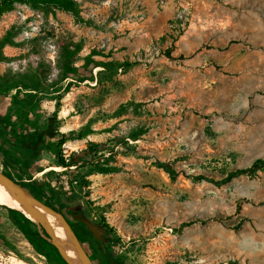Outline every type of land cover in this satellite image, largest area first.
I'll return each instance as SVG.
<instances>
[{"label": "rangeland", "instance_id": "rangeland-1", "mask_svg": "<svg viewBox=\"0 0 264 264\" xmlns=\"http://www.w3.org/2000/svg\"><path fill=\"white\" fill-rule=\"evenodd\" d=\"M78 1L91 22L23 3L0 16V43L16 32L1 48L2 123L16 142L53 130L33 158L0 141V169L63 211L94 264H264V0ZM70 39L76 65L98 61L92 72L38 91L12 82L41 61L56 80ZM68 132L84 136L61 144ZM255 160L251 175L208 180ZM10 208L0 204V264H70ZM193 219L206 222L181 227Z\"/></svg>", "mask_w": 264, "mask_h": 264}, {"label": "trees", "instance_id": "trees-1", "mask_svg": "<svg viewBox=\"0 0 264 264\" xmlns=\"http://www.w3.org/2000/svg\"><path fill=\"white\" fill-rule=\"evenodd\" d=\"M16 3H23L28 6H30L32 9L41 11L45 16H48L50 13L56 14L57 10H62L71 13L77 20L83 21L86 23L91 22L90 19H85L82 16V7L81 3L78 0H0V16L4 14L5 12L11 11L15 8ZM16 32L13 31V29H10L2 38L0 43V59H2L3 55L1 53V48L3 45L13 42V37ZM82 47V44L76 41L70 40H64L59 45V54L57 59V67L59 69L58 78L56 80H49V75L51 73L50 66L47 62L41 61L38 66L33 67L29 66V68L24 72H12L13 74V83H16L18 86H24L26 90H34L38 91L43 88L52 87L56 85L57 83L65 80L68 77L76 76L81 68L85 69L88 72H92V68L97 66V62L92 55H87L83 57L84 63H82L80 66L76 65L77 61L82 58L80 57L79 51ZM168 56L170 55V52L167 53ZM52 122H49V127L45 130H37L35 132H29L17 139L18 142L12 140L7 132V129L3 123L2 118H0V141H5L9 145H16L19 149L25 150L29 155L30 158L34 157L35 152L41 145L42 141L47 135H52L53 130L51 129ZM62 137L60 139V143L63 144L67 141L79 139L82 138L84 135L79 134L78 136H73L71 132L68 133H62ZM62 164L65 166L70 165L67 161L62 159ZM260 160H255L252 164L246 167H240L235 170L230 171L226 177L217 180L213 177L208 178L209 181H212L216 184H221L224 182H227L231 178L239 175H251L256 170L261 169L263 165H261ZM162 167H165L167 172L171 174V166L168 163H161ZM22 185L26 186V184L21 183ZM33 195L42 200L41 195L37 191H33ZM49 206L56 209L57 211L61 212L64 216L65 214L63 211L54 205L53 203L46 202ZM11 211L20 212L17 209L10 208ZM22 213V212H21ZM22 217L25 220H29L24 214L22 213ZM66 218V217H65ZM67 220V219H66ZM200 221L202 223L206 222L204 219H193L189 221H185L181 223V227H186L194 224L195 222ZM68 222V220H67ZM69 223V222H68ZM70 225V223H69ZM72 226V225H71ZM103 228H105V231L110 229V226L105 223L103 224ZM89 231V230H88ZM91 233V232H90ZM77 234V233H76ZM78 235V234H77ZM79 236V235H78ZM80 241L81 238L79 237ZM82 242V241H81ZM107 248L104 250L105 254L107 253ZM109 256V255H108ZM110 257V256H109ZM114 264V263H113ZM116 264V261H115ZM220 264H255L250 262L241 263L237 260H230L225 261Z\"/></svg>", "mask_w": 264, "mask_h": 264}, {"label": "bare ground", "instance_id": "bare-ground-1", "mask_svg": "<svg viewBox=\"0 0 264 264\" xmlns=\"http://www.w3.org/2000/svg\"><path fill=\"white\" fill-rule=\"evenodd\" d=\"M0 183L3 182L0 181ZM9 186L10 188L0 187V204L14 207L18 211L22 212L24 216H26L30 220H34V218L29 214L26 209L24 198L20 190L15 186ZM33 208L35 211L42 214L46 218V220L49 222L50 227H52L54 234L60 241L61 245L67 251L80 257L87 256L86 250L81 245H76L70 225L62 213L45 205L43 202L36 198L33 200ZM12 260L13 264H27L26 262L20 259L13 258Z\"/></svg>", "mask_w": 264, "mask_h": 264}, {"label": "water", "instance_id": "water-1", "mask_svg": "<svg viewBox=\"0 0 264 264\" xmlns=\"http://www.w3.org/2000/svg\"><path fill=\"white\" fill-rule=\"evenodd\" d=\"M0 181L5 183V184H8V185L15 186V187H17L20 190V192L22 193L23 198H24L26 209L29 212V214L34 218L33 221L39 227H41V229L45 230L46 234L44 236H46L54 244V246L59 250L61 255L70 264H75V263L94 264L87 256L86 257L76 256V255L70 253L69 251H67L61 245L60 241L58 240V238L54 234L53 229H52V227H50L49 222L46 220V218L42 214H40V213H38L37 211L34 210V208H33V200L35 199V196L31 193V191L26 186L22 185L20 182H18L16 180H14L13 178H11L7 173H5L1 169H0ZM76 217L79 218L80 216H76ZM81 219H82V221H84L86 227L89 228L92 232H94V234L97 237H99V232L96 229L97 225H95L94 223L89 222L85 218H81Z\"/></svg>", "mask_w": 264, "mask_h": 264}, {"label": "flooded vegetation", "instance_id": "flooded-vegetation-1", "mask_svg": "<svg viewBox=\"0 0 264 264\" xmlns=\"http://www.w3.org/2000/svg\"><path fill=\"white\" fill-rule=\"evenodd\" d=\"M1 139V138H0ZM73 215L76 217V216H80L81 218H85L84 217V215H83V213L82 212H78V213H73ZM78 218L77 217V219L79 220V222H83L82 221V219L81 218ZM99 226V225H98ZM99 227H101L102 229H103V231H105V228H103V225H100ZM84 228H86L87 230H89V232H91V234L93 235V237L98 241L99 239V237H97L95 234H94V232H92L89 228H87L86 227V225L84 224ZM107 232V231H106ZM102 234V233H101ZM102 237H105V235L104 236H102Z\"/></svg>", "mask_w": 264, "mask_h": 264}]
</instances>
